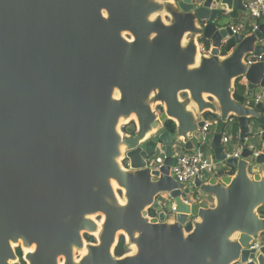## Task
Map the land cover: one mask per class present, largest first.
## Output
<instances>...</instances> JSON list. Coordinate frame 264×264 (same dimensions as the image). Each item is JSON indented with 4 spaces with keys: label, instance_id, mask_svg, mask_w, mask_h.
Segmentation results:
<instances>
[{
    "label": "water",
    "instance_id": "water-1",
    "mask_svg": "<svg viewBox=\"0 0 264 264\" xmlns=\"http://www.w3.org/2000/svg\"><path fill=\"white\" fill-rule=\"evenodd\" d=\"M246 3L0 0V264H264V105H244L264 91V19ZM209 119L216 169L180 184L172 150L199 149ZM119 232L134 254L115 257Z\"/></svg>",
    "mask_w": 264,
    "mask_h": 264
},
{
    "label": "built area",
    "instance_id": "built-area-1",
    "mask_svg": "<svg viewBox=\"0 0 264 264\" xmlns=\"http://www.w3.org/2000/svg\"><path fill=\"white\" fill-rule=\"evenodd\" d=\"M216 8V7H214ZM246 16L252 21H257L259 19H264V0H248L246 3ZM238 26H233L232 30L234 33H239ZM198 50L202 52V55H207L209 53L208 50H202L198 47ZM259 57H248L245 59L246 64L251 65L254 63ZM263 103L261 95H255L251 99H247L244 105L248 108H253L256 104ZM261 117H264V109L261 112ZM232 119L229 120L231 122ZM211 124L212 122L206 120L204 127L201 129V144H209L212 136L211 133ZM135 124L133 126L123 125L120 132L124 135H131L124 131L125 128H131L130 130H134ZM229 138L224 134L221 138V143L223 145L227 144ZM245 147L250 151L252 157H257L260 154L261 149V141L257 140V144L250 141V139H245ZM161 156L156 158V168H159L162 165L164 160L163 151H161ZM172 165L170 167V175L175 179L176 182L180 184L189 183L196 175L199 176L200 179H204L212 175L216 169V164L211 156H206L201 149H197L193 152H187L183 149V147H174L171 153ZM122 167L125 169L128 168V163L126 160L121 161ZM263 211L260 208L257 213H261ZM94 238V242H88L86 239L84 240L86 244H95L97 242L96 237ZM257 242H252L250 244L251 248L258 247ZM24 258L23 253L21 252V256H18L19 262H22ZM252 261H248V264H251ZM235 264H240L239 262Z\"/></svg>",
    "mask_w": 264,
    "mask_h": 264
},
{
    "label": "trees",
    "instance_id": "trees-1",
    "mask_svg": "<svg viewBox=\"0 0 264 264\" xmlns=\"http://www.w3.org/2000/svg\"><path fill=\"white\" fill-rule=\"evenodd\" d=\"M202 43H205L204 40H201ZM206 44V43H205ZM234 47V42L233 40H230L228 41L223 47H222V50H221V55L222 56H225L227 54H229V52L232 50V48ZM245 93V87L238 81L235 83V97L236 99H240ZM129 126H133V123H131ZM131 128H125L124 131L131 134L134 130H130ZM195 195V194H193ZM196 201H199L198 198H195ZM186 230L187 231H190L191 230V226L188 225L186 227ZM85 239L88 241V242H94V238L91 237V236H85ZM127 253V249H126V246H125V242H124V238L123 237H120L119 238V241L114 249V255L115 257H122L124 256L125 254ZM16 254L18 256H21V251L18 249V251L16 252Z\"/></svg>",
    "mask_w": 264,
    "mask_h": 264
},
{
    "label": "bare ground",
    "instance_id": "bare-ground-1",
    "mask_svg": "<svg viewBox=\"0 0 264 264\" xmlns=\"http://www.w3.org/2000/svg\"><path fill=\"white\" fill-rule=\"evenodd\" d=\"M155 16H157V15H152L150 18L153 19V18H155ZM160 16L162 17V21H163V22H166V19H165L166 15H165V13H161ZM184 42H185V39H184ZM115 95H116L115 97L118 98V94H117V92L115 93ZM132 119H133V117L131 116L127 121L120 120V125H119V127L122 126L123 124H125L126 122H128L129 120H132ZM151 134H152V133H151ZM149 135H150V134H149ZM120 149H121V152H123L124 148L121 147ZM118 162H120V159L118 160ZM111 184H112V187H113L114 191L116 192V191L119 189L118 185H117L113 180L111 181ZM117 198H118V201H119L120 203H123V202H124V200H123L122 198H119V197H117ZM96 216H100V215H92V216H90L89 218H91L92 220H94V221L98 224V226H100L101 222H103V220H104V217H103V215H102V216H100V219H99V220H96V219H95ZM96 234H97V233H94V235H96ZM119 234H121V233L119 232V233L117 234V236H118ZM13 246H15V245H13ZM31 250H32V248H30V249H24V252H30ZM129 250L131 251L129 254H134L136 249H135L134 246H131ZM75 253H77V252H74V254H75ZM78 253H79L81 256H84V255L86 254V250L83 249V250L79 251Z\"/></svg>",
    "mask_w": 264,
    "mask_h": 264
},
{
    "label": "rangeland",
    "instance_id": "rangeland-1",
    "mask_svg": "<svg viewBox=\"0 0 264 264\" xmlns=\"http://www.w3.org/2000/svg\"><path fill=\"white\" fill-rule=\"evenodd\" d=\"M246 16V15H245ZM247 17V16H246ZM166 21H168V19H166ZM126 35V34H125ZM126 37H128L127 35H126ZM257 92V95H261L262 96V99L264 100V91L263 90H257L256 91ZM211 118V117H210ZM209 121H212L211 119H209ZM122 129V126H120L119 127V130H121ZM231 129L232 128H230V127H228V129H227V133H228V135H229V133L231 132ZM236 129V128H235ZM210 135L212 136V131H211V133H210ZM230 137H231V135H230ZM252 142H254V143H256L257 144V139L256 138H253L252 139ZM199 149H201L204 153L206 152V154H209L210 152H209V150H208V146L207 145H205V144H201V146L199 147ZM210 155V154H209ZM158 156H161V155H158ZM152 165H153V163H152ZM154 166H155V164H154ZM120 195V194H119ZM121 197V196H120ZM122 198V197H121ZM158 200H160V197L158 198ZM208 202H210L211 201V199L210 198H208V200H207ZM95 219L96 220H99L100 219V216H96L95 217ZM117 238L119 239L120 237H119V235L117 236ZM117 239V240H118ZM84 240H85V237H84ZM19 250L21 251L22 249L21 248H19ZM129 249H127V253H129ZM22 252V251H21ZM131 252V251H130ZM126 253V254H127ZM81 258V255L79 254V253H75V259L76 260H79ZM23 264V263H22Z\"/></svg>",
    "mask_w": 264,
    "mask_h": 264
},
{
    "label": "crops",
    "instance_id": "crops-1",
    "mask_svg": "<svg viewBox=\"0 0 264 264\" xmlns=\"http://www.w3.org/2000/svg\"><path fill=\"white\" fill-rule=\"evenodd\" d=\"M247 2H248V0H247ZM235 132L238 133V130L234 128L233 131L229 133V135H228V133L225 134V135L229 138V141H228L227 145H228V146L230 145V147H231V146H234V147L236 146V144H235V143H232V141H231V139H230V135H231L232 133H235ZM201 151H202V150H201ZM202 152H203V151H202ZM203 153H204V152H203ZM204 154H205L206 156H210V155H209L210 153H209V154H206V152H205ZM230 174H231V173H230ZM207 200H208V199H207ZM211 202H212V200L210 201V203H211Z\"/></svg>",
    "mask_w": 264,
    "mask_h": 264
},
{
    "label": "flooded vegetation",
    "instance_id": "flooded-vegetation-1",
    "mask_svg": "<svg viewBox=\"0 0 264 264\" xmlns=\"http://www.w3.org/2000/svg\"><path fill=\"white\" fill-rule=\"evenodd\" d=\"M18 249H19V248H17L15 251L17 252V251H18ZM129 253H130V251H129ZM129 253H127V254H129ZM19 263H21V262H19ZM21 264H22V263H21Z\"/></svg>",
    "mask_w": 264,
    "mask_h": 264
}]
</instances>
